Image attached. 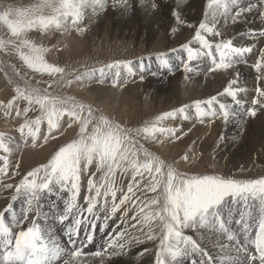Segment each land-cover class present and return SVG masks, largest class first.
Segmentation results:
<instances>
[{
  "label": "snow or ice",
  "instance_id": "1",
  "mask_svg": "<svg viewBox=\"0 0 264 264\" xmlns=\"http://www.w3.org/2000/svg\"><path fill=\"white\" fill-rule=\"evenodd\" d=\"M120 2L127 3V0H120ZM141 2L143 3V0ZM179 2L180 0H177L178 4ZM260 2L264 4V0ZM151 6L157 7L155 3ZM103 7L104 0H36L35 3L23 8L5 6L4 10L0 11V26L7 30L6 34L9 38L4 39L0 36V51H14L27 68L34 72L47 74L50 77L64 74L63 68L48 64L43 59V53L47 49L37 46L27 34L31 31L44 33L52 28L61 30L69 22L72 25H79L85 16L86 9L91 8L95 12ZM255 7L256 5L251 3L247 7H241L239 0H207L204 20L200 22L193 38L194 42L199 43L200 50H194L190 43L182 46L188 54V60L207 55L212 58L214 65L211 71L227 70L238 63L239 57L252 51L251 47H237L231 39L213 44L206 39L204 34L221 36V32L217 29L221 18L225 22L231 18L232 22L236 23L244 13L252 11ZM234 8L236 10L233 12ZM172 15L178 23H183L177 11H173ZM259 15L264 18V11H260ZM175 30L174 28L173 31ZM83 31H85L84 28H77L78 33ZM249 35L255 34L250 33ZM260 35L264 36V32ZM25 48L28 49L27 54L22 51ZM130 64L131 62H125L123 66L131 73ZM262 66H264V51H262V60L256 64L257 69ZM108 67L111 68L113 65H108ZM185 69L191 71L187 64H185ZM67 83L70 84L71 81ZM235 83V80L231 81L224 92L239 104L237 92L244 91V89L233 90L231 84ZM48 86L51 87V83ZM115 86L116 84L113 83V87ZM14 91L16 93L14 100L21 99L27 102L28 106L23 108L25 116L30 111L36 110L33 106L38 107L41 113V116L26 121L20 128L22 133L26 127L28 128L33 145H35L36 133L39 131L42 119L46 120L49 133L60 127V121L64 117L68 118L69 128L73 125L78 127L76 137L71 142L61 146L47 164L27 172L19 184L15 185L16 194H23L27 198L30 210L33 201L38 200L41 193L44 191L51 193L58 188L61 192L69 193L65 214L58 217L60 221L66 219L68 212L75 207V201L80 194L82 172H87L89 166L95 163L96 171L103 173L104 183L97 185L93 179L88 180L89 192L93 190L95 192V196L86 198L89 203L88 211L92 212L97 198L101 195L105 198L109 195L112 197V213L117 212L121 206L131 200L134 208L139 207L138 213L132 219L147 228V239H159L155 264H168L167 257L175 261L177 257L186 255L189 250L201 251L198 241L193 236L186 235L185 229L193 231L209 229L226 235L229 241L235 239L227 226L224 213L225 210L230 212L232 205L240 204L250 216L256 214L259 223L254 238L247 236L246 242L237 248L236 252L238 255L248 253V245H251L255 253L251 254L248 259L253 262L258 259L259 264H264V177L236 180L217 175H182L171 164L145 150L142 145L137 147L130 135L133 130L122 127L103 114L95 113L90 106L70 97L55 95L47 89L42 91L27 82L24 87L17 85ZM256 92L258 97L264 98V88L258 87ZM215 100L216 97H212L207 101L194 102L193 107L196 109L198 119L221 115L225 122L228 121L230 113L224 104L220 105L219 113L212 109ZM257 103L264 107V100H252L253 105ZM201 104H207L208 108H202ZM11 106L12 101H9L6 107ZM247 112L249 116L256 115L255 109H248ZM178 113L182 118H188L184 115L185 108H181L157 116L151 127H144L138 131L153 138L156 133L162 135L170 133L175 136L177 129L157 125L169 118L175 119ZM17 114L19 115L20 112L18 111ZM30 125H36V128L33 129ZM55 138L52 136V139ZM47 139L48 136H45L46 141ZM0 150L5 152L9 150L2 134H0ZM141 155L144 157L143 160L139 158ZM129 169L133 172V182L128 185L127 193L122 195L116 203L117 189L113 185V177L118 170L124 173ZM6 171L7 164L5 163L4 167H0V175L6 174ZM137 176L140 177L139 180L136 179ZM145 180L147 181L144 185L145 191L155 195L144 199L136 197L132 200V196H135L134 187L136 191H139L141 183ZM0 186L13 187L11 184ZM101 189H104L103 193ZM17 195L12 197L13 201L17 199ZM127 211L124 209L125 216H127ZM5 213H11L10 219L6 218ZM241 217L240 222L243 223V212ZM27 219L26 213L23 219L17 218L11 204L0 212V264H53V261L60 255L62 250L59 245L46 234V229L35 221H32L26 228L21 227ZM133 227L136 225L134 224ZM14 228L20 230L13 233ZM245 232H247V227H245ZM123 235V233L120 234V236ZM88 239L91 240V236ZM135 239L137 243L141 242L138 237ZM124 246L123 243L118 242L109 245L110 248L119 249H123ZM118 254L120 253H112V255ZM203 254L207 255L206 252ZM71 255L75 260L81 256V252L76 250ZM94 255L102 256V253L97 251ZM224 259L227 264H237L235 257L227 256Z\"/></svg>",
  "mask_w": 264,
  "mask_h": 264
},
{
  "label": "bare ground",
  "instance_id": "2",
  "mask_svg": "<svg viewBox=\"0 0 264 264\" xmlns=\"http://www.w3.org/2000/svg\"><path fill=\"white\" fill-rule=\"evenodd\" d=\"M110 2L108 4V8L103 7L102 9H98L95 12H93L91 9V12L89 11L87 14V19L86 16H84L83 20L86 21L85 23L88 25L90 30H93L94 28L96 29V25L104 26L111 22V26L113 25L114 27H117L119 31H140V34H146L148 39H158L157 42H155L157 43L156 45L160 44L161 38L159 29H162L163 23L165 22H168L171 25L170 31H173L174 28L176 29L177 32L174 35V38L177 39H181L182 35H188L189 31H191L190 29H197L200 22L204 20V13L207 4V0H180L179 4L177 3V0H143V3L141 0H127V3L125 4L126 6L123 7V14L117 15L119 10L116 9L117 7L115 6L117 2H115V0ZM250 2H253V0L247 1L246 4ZM151 3H155L157 7H152L153 13L151 12L152 14H150L151 18L148 17L150 22L145 23V20L141 18V16L144 12V9L149 7ZM257 3L258 6L256 5V7L252 9L253 15L252 19L250 20V26L252 25L251 28L249 27L247 30L245 29V21L242 16L236 23H233L231 18H229L227 22L221 18L220 22L217 24V29L221 32V36H212L206 33L204 34L206 39H208L213 44L221 40L231 39L233 44L237 47L252 48L251 52L245 53L243 56L238 58L239 62L235 63L230 68V71L228 69L211 71L210 69L214 67L212 64V58L207 55H202L193 58L191 61L187 59L186 62H182L179 72L175 74V76L172 75L173 77L169 78V90H167V94L172 96V98L174 97V99L171 100L172 112L181 108H185L184 115H186L188 118L184 119L178 113L175 118L176 120H169L168 123H173L176 126L175 129H177V131L175 136L170 133L163 135L156 133L154 134L155 137L152 138L149 143L148 141L145 142L149 149H152L154 153L159 154L164 158H170V155L177 157L179 152L178 144L185 137L192 141L195 140V143H206V139H211L216 132V129L218 130L217 127L220 125V119L222 116L218 115L217 117H213V121L214 123L216 122L217 125L215 127L214 125H212V127H208L209 125L203 122L206 120H203V118H197L196 109L193 107V104L196 101H207L212 97H216V100L212 104V109L219 113V100H221V96L225 93V88H228L231 81L233 80L236 81L235 84H231L233 90L244 89V91L238 92L244 101L246 97H250V102H252L253 99L264 100V98L258 97L256 92L258 87L264 88V66L259 69V80L250 82V86L242 83V81H240V79H238V77L235 75L236 69L238 67L237 65L239 63L248 60L249 63L256 66L257 62L262 60V51H264V36L256 34V31H260L259 28L261 26V21H264V18H261L259 15L260 11H264V4H262L260 0H257ZM129 5L135 6V10H133L134 8L131 7V10H133L132 15H126L125 13V11L129 8ZM235 10V8L232 9L233 12ZM173 11H177L179 13L180 20L183 23L177 22L176 18L172 15ZM257 17H259V20H257ZM192 22L197 23L191 25ZM71 25L72 24L69 22L64 27L68 28ZM189 25H191V27H189ZM75 31H77V28ZM240 32L244 34L246 33V36L243 38H238V34ZM60 33L63 32H58V35ZM250 33H254L255 35H249ZM52 34V32L47 31L48 36ZM167 34L168 32L166 35ZM71 35H74V33ZM65 37L69 38L70 34ZM59 38L60 43L58 42L57 47L54 48L53 52L64 48L75 51L79 49V46L81 45L80 37L73 38V36H71L70 39L65 40L63 39L64 36L60 35ZM193 38L191 39V42H189L190 46L194 50L199 51L200 45L198 42H194ZM257 38H259L260 41L255 42V39ZM213 52H215L214 48ZM185 64L188 65V68L191 69V71L185 69ZM139 72H142L141 65L138 67V73ZM113 83L116 84L115 87H113ZM152 84L153 82L151 78H147L144 81L143 79L138 80L134 77L132 72L130 73L128 71V68H123L118 65L111 68L107 67L102 72L101 70L92 72L86 78L83 77L79 80H75L73 82V91L75 94L83 93L87 98L92 99L93 101L95 100V102H97L99 105L106 108L109 113L116 112L126 116L130 112L135 100V91L132 89L143 90L147 96L149 93L155 95L156 88L152 86ZM11 92L12 89L7 85V82L4 83L3 78L0 77V95L4 99H8L11 97ZM157 93H159V91H157ZM248 93H250V95L246 96ZM239 99L241 100V97ZM203 106L208 108L207 104H201L202 108H204ZM10 108H12V106L9 107L8 110H12ZM251 108L255 109L256 115L250 116L249 134L244 136L242 140L238 141L237 147L229 150L228 158H220V161L222 162L219 166L224 164L238 165L240 163L245 165V169L240 168L235 172L239 173L234 175L236 178L256 179L264 177V107L257 103L252 105L250 109ZM10 115V112H6L4 114L3 122L1 123L3 125L2 129L6 130L4 133V138L6 139L4 143L7 145V148L10 150V152L8 151L7 154L3 153V151L0 152V155H2L0 158V167H4L5 163L7 164L6 174L0 175V185H8V182H12V185L14 186V182L20 175H26L27 172L37 168L39 165L37 163H44L47 161L51 154V147L54 145L55 139L63 138L64 141L69 140L73 136L75 129L78 130V127L73 125V127L69 128L67 126V117L61 119L60 127L57 130H54L52 133L48 132V127L46 125H41L39 126V131L36 133L35 145H33L32 136L28 134V128L26 127L22 133L20 128L21 124L23 123L19 125L14 124V121H21L23 117L15 115V113V116ZM30 126L33 129L36 128V125ZM196 134H200L199 140H196ZM45 136H48L47 141L45 140ZM52 136H55L56 138L52 139ZM176 137L179 138L177 139ZM218 151H220V149H218ZM197 155V153L188 152L186 155L187 159L183 158L179 162L180 169H192L194 172L200 171L202 169L201 165L204 161ZM249 160H256V162L247 165ZM96 173L97 171L95 163H93L89 166L87 172H82L81 174L80 194L75 201V207L70 212H68L67 218L62 222L64 223V225L61 227L63 232V242L59 238L58 232L54 233V230H51L52 225L49 223L46 215L49 209H56L54 206H56L58 210L55 216L51 219H56L59 216L65 214L66 206L69 201V193L66 191L61 192L58 188H55L51 193L48 191L41 193L39 199L33 201L31 210L29 209L27 198L23 194L17 196L14 209L19 206L27 208L26 214L28 219L24 220L21 227L26 228L32 221H35L42 228L46 229V234L50 236V238L54 240L62 250L60 255L53 261V264H66V262H68V264H155L157 251L154 249L153 241H156V239H147V228L138 224L136 220L132 219L133 215H136L135 211L138 209V206L134 208L131 200L126 202L125 205L121 206L117 212L112 213V197L109 195L105 198L103 195H101L97 198L92 212L88 211L89 203L86 198L89 196H95L94 190L91 193L89 192L88 180L90 178L96 180V175H93ZM127 175L128 176L126 179L122 178V175L118 176L116 179L117 186L119 185L121 188V190H117L116 192V203L119 202V198L122 195L127 193L128 185L133 182V172L130 171ZM115 188L117 189V187ZM103 191L104 189H101L102 193ZM14 192L15 191L13 188L0 186V212H3L9 204L12 205L13 201L11 202L10 198ZM144 193L148 194L147 192ZM142 195L132 196V200H135L136 197H141L144 199ZM20 197H24L22 204H19ZM138 204L139 202L137 201V205ZM237 206L238 205H232L231 210ZM98 209L104 212L105 222L100 225L101 227L106 228V231H108L107 234L101 235L102 232L100 230L98 235L95 231L94 222L90 223L89 226L88 223H85L83 220L77 218L81 215L85 219H89L86 217H91L94 219L96 218V214H98ZM124 209L128 210L127 216H125ZM237 213L234 214L235 216L233 217V221L239 219H236V217H239ZM231 216L232 211H228V215L225 219L227 224L232 222L230 220ZM45 220L48 222H46V225ZM77 221H79V223H77ZM244 222L247 224L245 226H241L238 234H241V236L245 235L246 237L248 235L254 238V231L258 228L257 225L259 223L257 216H250L246 218ZM134 224L136 227H133ZM245 227L250 228V232H245ZM19 230V228H14L13 233ZM76 231H78L77 238L71 237ZM184 232L186 235L193 236V238L196 239L200 244L201 249H204L207 253V255L200 257L201 255H198L197 252L189 251L186 255H182V257H184V261H186L187 264L192 263L189 262V258L185 259L189 253H191L190 258H195L194 260H196V264H219V258L221 256L223 258L227 256L235 257L237 264H259L258 259L254 262L248 259L249 252H252V254L255 253V249L251 245H248V253H240L238 255L236 249L239 248V246L235 243L232 251L226 253L223 251V244L218 243V236L216 235L215 231H211L209 229H198L196 231H193L192 229H185ZM234 232H236L235 228ZM121 233L124 235L120 236ZM89 236H91V240L88 239ZM137 237L141 242H136L135 238ZM243 241L244 244L246 242V238ZM114 242L123 243L125 246L123 249L115 247L110 248L109 245L113 244ZM109 248L111 250L109 252H105V250H108ZM76 250L81 252V256L73 260L71 253ZM97 251H100L102 256H95L94 253ZM113 252L120 254L112 255ZM180 257H177L175 261H173L171 257H167L168 264H179L181 261Z\"/></svg>",
  "mask_w": 264,
  "mask_h": 264
},
{
  "label": "rangeland",
  "instance_id": "3",
  "mask_svg": "<svg viewBox=\"0 0 264 264\" xmlns=\"http://www.w3.org/2000/svg\"><path fill=\"white\" fill-rule=\"evenodd\" d=\"M110 1L112 0H104L105 8H108L109 6L108 4ZM247 1L249 0H239V5L241 4L240 5L241 7H247L251 3L258 6L257 0H253L254 3L250 2L246 4ZM35 2L36 0H0V11H3L4 7L8 5H11L13 7L23 8L30 6ZM115 2H117L115 4V6L117 7L116 9H119L117 15H122L123 7L126 6L125 5L126 3H121L118 0H115ZM151 5L152 3L150 4L149 7L144 9V12L141 16V18L145 20V23L150 22L149 19L151 18L150 14L153 13ZM128 7L129 8L125 11V13L126 15H132L133 10H135V6L129 5ZM131 7L134 9L131 10L132 9ZM89 11L91 12V8L86 9V13H85L86 19ZM252 15H253L252 11L246 12L242 15L245 21L244 26L246 27L245 28L246 30L249 27L250 28L252 27V25L250 26L251 23L250 20L252 19ZM105 18L107 19L106 16ZM257 20H259V17H257ZM85 22H86L85 20H82L79 25H71L68 28L63 27L61 30H56L55 28L49 29L48 31L53 33L50 36L47 35V31L44 33H41L39 31H31L27 34L28 38L31 39L37 46L47 49V51L43 53V59L48 64L63 68L65 70L64 74H57L55 77H50L47 74L34 72L31 69L27 68V66L23 63V61L19 59V56L14 51L12 50H8L6 52L0 51V77H2L3 82L4 83L7 82V85L12 89L11 92L12 94L10 98L4 99L0 95V134H2L3 137L6 130L2 129L3 125L1 123L3 122L4 114L6 112L8 113L10 112L11 113L10 116L18 115L17 112L18 111L20 112L18 116L23 117V119L21 121L20 120L14 121L15 122L14 124L16 125H19L21 123L25 124L26 121L28 120L31 121L36 119L38 116H41V113L38 107L36 106H33L34 108H36V110L30 111L28 115L25 116L23 114V108L28 106L27 102L21 99H15V100L13 99V97L16 96V93L14 91L16 86L19 85L20 87H24L25 82H27L32 87L39 88L42 91L44 89H47L48 92L53 93L55 95L73 98L75 101L79 103L90 106L95 111V113L103 114L109 117L115 123L120 124L122 127L133 130L130 133V135L135 140L137 147L142 145L145 150L153 153L155 156L159 158L161 157L160 159L171 164L176 169V171L182 175H186V176L217 175L223 178H232L236 180L248 179V178L242 179V178L234 177V175L239 174V173H235L236 171H238V169L240 168L245 169V165L243 163L238 164L239 166L236 164H224L222 166L219 165L222 162L220 161V158H228L229 150H232L235 147H237L238 141L242 140V138L244 136H247L250 132V116L248 115L247 112V110L250 109V107L253 105L252 102H250V97H246L244 101L242 96H240V94L237 92V100L240 101V103L237 104L236 101H234L231 96L224 93L221 96V100H219L220 101L219 104L221 105L225 103L224 105L226 106V108L230 113L228 119L229 121L225 122L223 117H221L220 125H218L217 127L218 130L216 129V132L214 133L211 139H206V143H200V142L195 143V140L192 141L189 140V138L185 137L178 144L179 152L177 157L170 155L169 156L170 158H164L159 154L154 153L152 149H149V147L145 144L146 141H148L149 143V141H151L153 137L146 136L143 132L138 131L139 129H142L144 127H151L152 122L155 120L157 116H161L164 113L172 112L171 100L174 99V97L172 98V96H169L167 94L168 93L167 90H169L168 80L170 77L175 76V74L179 72L181 63L186 62V60L188 59V54L182 48V46L184 44H188L189 42H191V39L195 35L196 29L194 28L190 29L191 31H189L188 35L187 34L185 36L182 35L181 39H177L174 38V35L176 34L177 31L176 30L170 31L171 25L168 22H165L163 23L162 29H159V34L161 38L160 44L156 45L157 43L155 42H157L158 39H152V40L148 39L147 35L140 34V31H134V30L119 31L117 27H114L113 25L111 26V22H109V24H106L104 26L96 25L97 27L96 29L94 28L93 30H90ZM196 23L197 22H192L191 25ZM78 27L84 28L85 31L78 33L77 31H75L76 28ZM259 29L260 31L259 30L256 31V34H260L262 31H264L263 20L261 21V26ZM6 31H7L6 29L0 26V36H2L4 39L9 38L6 34ZM58 32H63V33H60L58 35ZM167 32L168 34L166 35ZM72 33H74V35H71ZM170 33L172 34V36ZM69 34L70 37L73 36V38L74 37L81 38V45L79 46V49L75 51H71L68 48H64L53 52L54 48L57 47L58 42L60 43V38H59L60 35L64 36L63 39L68 40L70 39V37L66 38L65 36ZM238 35H239L238 38H243L246 36V33L244 34L240 32ZM256 41L258 42L260 41V39L257 38L255 39V42ZM22 51L25 54L28 53V49L26 48L22 49ZM125 62H131L129 67L131 68L132 70L131 72L132 74H134V77L136 79L138 80L143 79L144 81L147 78L149 79L151 78L153 82L152 86L156 88L155 95L149 93L148 96L145 95V92L143 90L132 89L133 91H135L134 94L135 100L130 112L126 116L116 112L109 113L106 110V108L99 105L97 102H95V100L93 101L92 99L87 98L86 95L83 93L75 94V92L73 91L74 89L73 82L75 80H79L80 78L83 77L86 78L92 72L104 70L105 68L108 67V65H113V66L119 65L125 68L123 66ZM139 65H141L142 72L138 73ZM237 66L238 67L236 69L235 75L245 85H249L250 82L259 80L260 78L259 69H257V67L254 64L249 63L248 60L239 63ZM228 70L230 71L231 69L229 68ZM61 75H63V79H61ZM77 77H79V79H77ZM67 81H71V83L69 84L67 83ZM49 83H51L52 85L51 87L48 86ZM157 91H159V93H157ZM249 95L250 93L246 94V96ZM240 97L241 100L239 99ZM9 101H12V108H10L12 110H8L9 107H6ZM92 101L95 103H93ZM204 109L207 108L204 107ZM170 119L171 118L164 120L157 126L175 129L176 126L173 123H168ZM171 120H176V119H171ZM203 120H206L203 122L208 124L209 125L208 127H212V125H214L215 127L217 125L216 122L214 123L213 121L214 118L211 116H205L203 117ZM41 125L47 126L46 120L42 119L39 126ZM77 132L78 130L75 129L73 136L67 141H64L63 138L55 139L54 145L51 147V151H50L51 154L48 157L47 161H45L44 163H37L39 164L37 168L40 167L41 165L47 164L48 161L51 159V157L55 154L56 151L59 150L61 146L71 142L76 137ZM199 135L196 134V140H199ZM5 140L6 139L4 138V142ZM218 149H220L221 152L218 151ZM1 151L2 150H0V152ZM8 151L10 152V150ZM8 151L7 152L3 151V153L7 154ZM188 152L197 153L198 154L197 156L204 161L203 164L201 165L202 169L200 171L194 172L192 169L189 170L180 169L179 162L186 157ZM1 156L2 155H0V158ZM139 158L143 160L144 157L141 155ZM254 162H256V160H249L247 165L253 164ZM130 171L132 170L129 169L128 172L126 171L124 173H121L118 170L116 175L113 177V185L114 187H117L118 191L121 190V188L119 185L117 186V182H116L117 177L122 175V178L126 179L128 176L127 174H129ZM42 174L43 173H41V175ZM95 175H96V180H94V182L96 184L100 185L101 183H104L102 179L103 177L102 172H97ZM24 176L25 174L20 175L16 179L14 184L15 185L19 184V182L23 179ZM136 179L139 180L140 177L137 176ZM8 184L12 185V182H8ZM146 184L147 181L146 180L143 181L140 185L139 191H136L134 187L135 196L142 195L144 192H146L144 188V185ZM15 185L12 187L14 191H15ZM147 193L148 194L144 193L142 197L150 198L151 196L155 195L154 193H150V192ZM14 195H17L16 192H14L11 195L10 198L11 202L13 201L12 197ZM23 201H24V197H20L19 204H22ZM15 202L16 200L12 202V209L14 210L17 218L23 219L25 213L27 212L26 210L27 208L19 206L14 209ZM54 208L56 209L54 210L49 209L46 215L49 223H51L52 225L51 230H54L53 231L54 233L58 232V236L63 242L62 239L63 232L61 227L64 225V223H62L63 221H60L58 218L51 219L52 217L55 216L58 210L56 206H54ZM138 211H139V207L138 209H136L135 213L137 214ZM231 211H232V216L230 217V220L232 222H229L227 226L230 232L234 235L235 239L229 241L226 235L220 233L219 231H215L216 235L218 236L217 241H219L218 243L223 244L224 247L223 251L226 253L232 251L235 243L238 244L239 247L243 245L244 242L243 240H245L246 236L245 235L241 236V234H238V231H240L241 226H245L247 223L240 222L242 218L241 213L243 212V221H245L246 218L250 217L247 210L241 204L235 207L234 209H232ZM97 213L98 214H96V218L94 219L91 217H86L89 219H85L81 215L78 216L77 218L83 220L85 223H88L89 226L90 223L94 222L95 231L98 235H99L98 232L100 230L102 232L101 235L107 234L108 231H106V228L101 227V225L105 222L104 212L98 209ZM233 213L234 214L237 213V215H239V217H236V219L239 218L238 220L233 221L234 220L233 217L235 216ZM5 215L7 216V218L10 219L11 213H5ZM227 215H228V211L225 210L224 213L225 219ZM255 215L256 214H253L251 216H255ZM46 222L47 220H45V225ZM234 228L236 232H234ZM247 231L250 232V228H247ZM71 237L75 238L74 234ZM158 245H159V239L157 238L156 241L155 240L153 241V246L156 251L158 250ZM110 250L111 249L109 248L107 252H109ZM197 253L198 255H201L200 257H202L204 255L203 253H205V250L201 249V251H197ZM251 254L252 252H249L248 257ZM190 255L191 253H189L185 257V259L189 258V262H192L191 264H196V260H194L195 258H190ZM180 259L181 261L179 262V264H187V262L184 261V257L181 256ZM219 264H226V260L222 256L219 258Z\"/></svg>",
  "mask_w": 264,
  "mask_h": 264
}]
</instances>
